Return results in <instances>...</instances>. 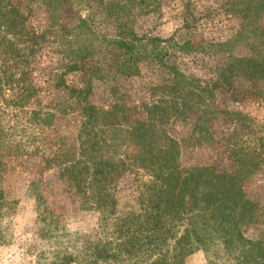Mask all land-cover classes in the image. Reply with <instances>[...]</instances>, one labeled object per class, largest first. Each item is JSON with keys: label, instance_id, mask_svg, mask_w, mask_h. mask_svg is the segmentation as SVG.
I'll list each match as a JSON object with an SVG mask.
<instances>
[{"label": "rangeland", "instance_id": "rangeland-1", "mask_svg": "<svg viewBox=\"0 0 264 264\" xmlns=\"http://www.w3.org/2000/svg\"><path fill=\"white\" fill-rule=\"evenodd\" d=\"M149 1L136 20L139 36L193 40L199 50L171 51L185 79L177 85L157 82L147 64L140 76L111 77L109 85L95 79L88 101L109 112L116 95L132 112L129 121L96 114L91 134L81 133L84 117L74 106L50 120L37 113L68 100L62 89L49 90L51 68L62 69L68 85L80 83L78 73L67 71L66 46L59 53L41 44L30 52L32 41L18 44L0 27V264H154L157 254L177 264H264V78L257 81L246 65L253 55L264 57V35L251 46L238 44L229 57L220 45L235 38L244 18L235 0ZM18 2L29 29L42 35L46 26L55 42L61 23L49 27L42 1ZM14 6L0 0V19ZM258 25L264 31V18ZM15 60L25 66L18 72ZM14 73L15 92L6 82ZM119 123L123 132L105 138L107 127ZM132 128L153 138L137 143ZM138 146H148L154 162L173 163L188 181L191 193L174 221L168 214L159 225L149 220L158 185L145 170L123 168ZM221 204L227 207L220 216L229 220L219 226L212 216ZM222 226L218 238L214 231ZM155 237L167 243L150 248Z\"/></svg>", "mask_w": 264, "mask_h": 264}, {"label": "trees", "instance_id": "trees-1", "mask_svg": "<svg viewBox=\"0 0 264 264\" xmlns=\"http://www.w3.org/2000/svg\"><path fill=\"white\" fill-rule=\"evenodd\" d=\"M15 1V11L8 13L6 16H3V19H0V27L6 32V36H12L17 40L18 44L30 43L32 41V45L27 46L30 52H34L41 44L43 48L51 43L53 47H56L58 52L61 46H66L64 54L68 60L67 71L74 74L78 73L80 76L79 85H68L63 72H61L62 69L59 71L58 68H51V72L47 74L48 77L45 80L49 90L54 92L58 89L61 91L62 89L64 94L67 95L68 100L65 103L59 102L54 108L39 110L37 113L39 115L43 114L44 117L50 120L57 116L60 109L63 110V107H67L66 105L74 106L78 108L84 117L82 134L84 132L91 134L97 130V127L94 125V117L100 112H105L109 116L116 117H119L121 114L125 117V121H129L128 116L132 112L131 108H127L124 103L120 102L119 96L117 97L116 95L112 110L109 112L105 111L104 107L97 106L94 101H88L89 97L93 95L92 90L94 86H96L95 79L109 85L111 77L131 78L140 76V66L147 64L157 74V82H172L177 85L180 84V81L184 82L185 79H183V75L172 62L171 51L180 50L182 53L188 54L191 51L199 50L198 44H195L193 40H185L183 44H180L177 42L176 37H173L166 40V44H164L165 42L159 38L139 36L135 28L136 20H138L140 14L149 11L150 7H152L149 0H23L24 2L28 1V4L29 2L42 1L48 11L49 27L61 23L60 35L55 42H50V39L47 38L49 32L46 26H44L45 31L42 35L29 29L27 18L22 13L19 0ZM257 1L258 4L253 0H235L234 10L242 13L244 18L241 30L235 38L220 45L222 51L226 55L228 54L229 57H231V53L238 44L243 43L244 45L246 43L251 46L264 35V31H261V26L258 25L261 19L264 18V0ZM76 7H79L81 12H77ZM256 23L257 25L255 26ZM12 37L11 41L16 43ZM15 43H12L11 47L15 46ZM97 56L102 57V59H96ZM253 56L254 59L247 60L246 65H249L251 75L253 74V77H256L257 81H262L264 78V57L259 61H255L256 55ZM15 62L17 61L15 60ZM261 64L263 65L262 68L260 67ZM7 66L8 63L2 65L5 70L8 69ZM15 67L17 68L16 72H18L20 68L25 66L19 60ZM105 67L108 69L105 70ZM14 74L15 76L12 75L11 79L6 80L7 83L10 80H14L17 75L16 73ZM26 75L27 73L22 72L20 74L23 79ZM15 82L17 83V81ZM21 83L22 80L19 78L18 84ZM9 87H11V91H16L12 82H10ZM21 93L22 91L19 94ZM23 98L20 99V102ZM17 101L19 102V100ZM232 102L236 103L238 101L233 99ZM19 103L18 105L23 108L24 106ZM18 105H15V107ZM156 108L158 109L159 107ZM236 115L239 116L240 113ZM107 129L110 130L106 132L105 138L116 136L117 129L123 132L124 126L119 123L116 126L107 127ZM133 131L139 134V138L136 139L137 143L150 140L151 135L148 134L146 129L140 131L134 128ZM106 142L115 144L109 140ZM138 147L140 148V153L133 160L130 159L128 164L126 163L124 166L122 164V166L126 169L129 166H133L151 173L154 186L158 185L157 196L154 197L152 202V210L155 211V214L154 216L153 214H149V220L155 225H159L162 215L168 214L172 215L171 220L174 221L182 214L180 210L184 209L183 206L186 204L184 197L188 193H191V189L187 184L188 181L184 180L182 182L178 173L174 170L173 163L169 161L154 162L152 159L155 156L152 153L148 154L146 151L149 149L148 146ZM134 165H137V167ZM216 180L217 187H219L221 179L217 178ZM231 191L237 198L241 197L237 187H232ZM190 198L195 199L194 196H190ZM194 205L196 203L191 204V206ZM226 207V204L219 205V214L216 213L212 216L213 219L217 217L216 221L219 226L224 225V222L229 220L220 216ZM245 208L244 214L247 216L249 213L248 207L245 206ZM238 225L240 226L239 221ZM221 229H223V226L216 228L217 232L214 231V234L218 238ZM209 230V226L207 225V245L211 241V233L208 235ZM193 235L200 240L199 235L195 234V230L193 231ZM168 236L169 233L167 234ZM150 243L148 246L152 248V245L157 247L160 243L165 245L167 240L160 241L159 238L155 237L152 238V242ZM157 255L154 264H177V261H172L173 258H168V255ZM66 259L69 258L66 257Z\"/></svg>", "mask_w": 264, "mask_h": 264}]
</instances>
